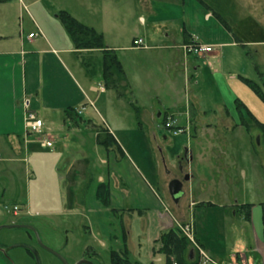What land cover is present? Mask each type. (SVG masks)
Listing matches in <instances>:
<instances>
[{"label": "crops", "instance_id": "obj_1", "mask_svg": "<svg viewBox=\"0 0 264 264\" xmlns=\"http://www.w3.org/2000/svg\"><path fill=\"white\" fill-rule=\"evenodd\" d=\"M134 4L120 6L114 0L0 2V174L7 180L0 183L1 205L13 204L21 209L33 205L31 189L23 193L15 175L22 163L28 161L29 186L32 176L42 180L46 171L58 178L59 183L74 175V191L69 190L75 192L73 203L67 199L64 213L75 212L73 206L77 205L83 213L89 210L123 214L127 211L132 217L138 214L148 223V235L152 239L156 237V231L170 227V218L156 186L133 161L107 120L112 119L108 110H113V98L133 106L128 99L119 98L103 86L100 51L87 54L97 65L93 72L88 70L81 57L86 51L76 49L58 17L60 10L68 11L80 22L104 34L107 46L116 51L125 69L132 89L131 99L140 108V114L150 115V118L157 116V111L162 113L161 109L177 105L183 99V93L185 101L191 103L193 99L197 103L196 88L212 85L222 94L229 113L244 118V113L236 110L237 100L245 105L252 101L244 79L256 81L249 76L253 72L264 84V0H231L227 5L229 13L225 17L238 39L198 0H134ZM25 11L26 19L22 17ZM16 16L20 20L18 31H11ZM26 29L30 30L27 32ZM31 33L36 36L30 37ZM135 38H142L148 47L135 48ZM188 44L212 45L213 52L191 53L185 50ZM128 58L132 60L127 62ZM258 59L260 62L257 63ZM146 106H151L152 112L143 110ZM30 109L43 119L53 147H44L43 139L28 133L25 117ZM114 110L122 124L127 122V112ZM137 116L139 118L138 113ZM147 123L143 117L141 124ZM96 125L104 126L120 142L121 148L106 149L97 140ZM116 128L121 132L127 130L123 125ZM62 131L74 134L64 136L65 139L71 137L70 141H57L59 135L56 134ZM152 132L157 141V132ZM162 150L159 149L161 153ZM186 150L189 152L186 162L192 165L198 155L189 147H185L184 152ZM101 167L107 169L108 179L105 181L99 176V184L92 186V173L100 171ZM60 169H63L62 174ZM187 173L192 186L198 176L190 169ZM69 180L62 186L63 194L71 185ZM198 182L203 192L211 190L212 186L207 185L210 180L199 179ZM214 182H221L222 189L228 183ZM102 183H108L110 190V206L104 209L96 197L97 187ZM78 185L81 186L77 190ZM43 190L41 201L48 205V211L57 212L50 207L52 201ZM89 191L99 207H85ZM68 195L69 192L63 199ZM194 195L186 211H182L193 221L192 214L195 217L196 209L208 208L219 210L227 220L230 216L244 222L247 220L245 215L236 210L246 204L254 206L246 195L242 202L235 198L215 202L212 196ZM195 231L196 238L213 258L231 254L223 253L222 247L214 243L207 244L209 237L198 232L196 224ZM212 236L215 234H210ZM252 252L255 258L249 264H264V244L261 247L254 244L247 255ZM240 255H243L242 264H248L247 255L241 252H237L235 260L239 261Z\"/></svg>", "mask_w": 264, "mask_h": 264}, {"label": "rangeland", "instance_id": "obj_2", "mask_svg": "<svg viewBox=\"0 0 264 264\" xmlns=\"http://www.w3.org/2000/svg\"><path fill=\"white\" fill-rule=\"evenodd\" d=\"M114 1L120 6L135 5L134 0ZM206 1L213 5L212 1L218 0ZM222 3L220 2V8H217L215 4L213 6L217 11L223 10V13H229L228 7ZM25 14L26 11L22 13V17L24 16L26 19ZM18 21L20 20L16 16L10 27L11 31H18ZM30 29H26V31ZM107 40L110 42V37ZM131 60L128 58L127 62ZM256 62H260L259 59ZM100 76L102 78V75ZM249 76L256 80L264 92V84L258 75L252 72ZM245 89L250 94L252 101L246 97L249 100L246 105L247 108L241 109L244 118L238 117V115L232 116L229 113V110L224 106L225 99L222 94L216 86L212 85H200L196 88L194 93L197 103L193 99L191 103L185 101V94L183 93V99H180L177 105L161 109L162 113L160 110L157 111V116L154 115L152 118L147 114H140L138 118L133 107L124 101L111 97L113 98V110H108L111 115L108 116L112 117L111 120L115 123L108 118L107 120L115 130V135L120 136L117 139L120 138L133 161L156 186V191L163 200L165 211L170 218V227L156 231L154 239L148 235V231H150L147 227L148 223L143 216L138 214L132 217L127 211L123 214L109 212L108 214H101L89 210L83 213L77 205L73 206L75 212L73 211L70 215L64 213L67 199L70 204L73 203L75 192L70 191L73 190L74 175L66 177L67 180L68 178L71 179V181L69 180L71 185L66 191L67 194L69 192V195L64 200L63 197H66V193L63 194L62 186L66 183V179L59 183L58 178L52 177L46 171L45 178L42 180L32 176L29 186L28 161L23 162V166L16 171L15 175L22 185L23 193L31 189L33 205L20 208L17 210L18 213L14 215L13 204H0V243L15 245L9 254L13 264H64L52 253L41 249L34 239L30 240L23 228L7 227V225L15 224V222H19L18 225L25 223L34 225L40 232L43 241L54 250L59 251L67 264H77L78 259L83 256L86 257L87 254L99 257L103 264H111L110 255L113 252L128 259L132 264H166V256L160 251L163 245L162 235L170 229H176L182 233L181 226L188 222L194 228L195 236L196 224L198 232L206 238L209 237L207 244L214 243L222 247L223 253H231L222 258H217L218 260L214 258L217 262L220 264H242L243 255H240L239 261L235 260L237 252L247 255V251L254 244H257L258 247L264 244V131L249 119L248 114L249 111L264 123V100L251 87L246 86ZM192 90L191 96L194 94ZM122 105L124 107H117ZM114 109L117 112H127L129 116L127 122L123 121L122 124L120 116L114 112ZM143 110L152 112L153 109L151 106H146ZM236 110L240 111L238 108ZM143 117L148 121L146 125L141 124ZM245 124L251 128H246ZM120 125H123L127 130L121 132L116 128ZM152 130L157 132L155 134L157 141L153 139ZM56 135H59L57 141L62 143L71 139V137L65 139V135L74 134L62 131ZM105 136L102 135V137ZM118 143L120 145L119 141ZM185 147L193 149L198 155V159L192 165L183 160V170L181 171L178 163L179 159H182ZM160 148H163L162 153L159 151ZM101 168L100 171L95 170L92 173V186L99 184V176H103L107 181V169ZM188 169L198 176L197 181H194L192 186L189 181L184 180V175ZM60 170V174H62L63 169ZM79 174L83 176L82 173ZM175 178L184 180V195L177 204L172 200L168 190L170 181ZM199 179L210 180L207 185L212 186L211 190L207 189L208 191L203 192L198 182ZM218 180L227 181V187L222 189L219 186L221 182L219 184L214 182H218ZM6 181L5 175L1 173L0 183ZM35 186L38 188L36 189ZM80 186H77V190ZM42 190L52 201L50 207L57 209V212L48 211V205L41 201ZM192 195L195 197L212 196L215 202H224L227 199H236L242 202L246 195L247 200L254 202V206L251 205L250 219L244 222L239 218L233 220L230 216L227 220L219 210L196 209L195 217L194 213L192 214L194 223L188 214L185 215L182 212L186 211V206L189 204ZM86 199L87 205L85 207L98 206L91 191L87 193ZM101 206L104 209L102 204ZM236 211L238 213V210ZM210 234H215V236L210 237ZM201 239L203 240L202 236ZM25 245H30L33 254L27 251ZM201 247L205 254L210 256L204 246L201 245ZM187 253L188 248L185 250L184 256ZM246 258L249 264L255 255L252 252ZM172 262L177 264L174 258H172ZM4 263L0 261V264Z\"/></svg>", "mask_w": 264, "mask_h": 264}, {"label": "trees", "instance_id": "obj_3", "mask_svg": "<svg viewBox=\"0 0 264 264\" xmlns=\"http://www.w3.org/2000/svg\"><path fill=\"white\" fill-rule=\"evenodd\" d=\"M4 0H0L3 2ZM205 8L213 13L215 17H217L225 27L229 30L233 31L234 36L238 39V35L235 33L234 29L228 24V20L225 17L226 13L222 11H217V8H220V2L227 7L231 0H218L216 2L212 1L211 3L206 0H198ZM228 14V13H227ZM58 17L61 20L62 24L65 26L66 30L71 35L75 47L79 51H86L82 54V59L85 66L88 68L90 72H93L95 66H97L93 59L90 58L87 54H92V52L100 51V74L102 75L103 86L108 89L114 91L119 98L128 99L130 104L134 107L136 112L140 117V108L135 104L131 99L132 89L127 81L125 69L116 53L115 50L110 49L107 46L105 36L103 33L98 32L95 28L90 27L78 19H76L71 13L66 10H60L58 12ZM136 39V38H135ZM134 41V40H133ZM249 87L254 90L256 94H258L264 100V92L261 86L254 80L244 79ZM237 108L245 109L246 105L240 100L236 101ZM248 110V109H247ZM249 119H251L256 126H258L261 130L264 131V123L259 121L254 115H252L249 111ZM247 121V119H244ZM245 127L250 129L251 127L245 124ZM96 131L98 132L97 140L106 148H118L120 149V145L117 142L116 138L104 127L96 125ZM102 135H106L102 137ZM96 197L101 202L104 207L110 206V190L108 183H102L98 185L96 191ZM205 205V204H203ZM238 212L244 213L247 220L250 219V211L251 204L242 205L237 209ZM198 240V239H197ZM163 245L160 251L166 256V264H173L172 258L176 260L177 264H197V260L194 257L195 250L193 245L189 241V239L181 233L179 230L170 229L166 231L162 235ZM199 242V240H198ZM200 243V242H199ZM201 244V243H200ZM202 245V244H201ZM188 248V253L184 256L185 250ZM193 251V259H190V253ZM112 262L113 264H132L128 259L121 257L116 252L112 254Z\"/></svg>", "mask_w": 264, "mask_h": 264}, {"label": "built area", "instance_id": "obj_4", "mask_svg": "<svg viewBox=\"0 0 264 264\" xmlns=\"http://www.w3.org/2000/svg\"><path fill=\"white\" fill-rule=\"evenodd\" d=\"M22 2V0H20ZM35 33H31L30 37H35ZM133 46L135 48H147L142 38H136L133 41ZM185 50L191 53L201 54V53H210L213 52L212 45H201V44H188L185 46ZM25 124L29 134L39 136V139L42 140V145L47 148L53 147V141L47 137V134L44 132V121L39 116L35 110H28L25 117ZM14 210L17 211L20 209L18 205H15ZM182 233L189 239L192 243L194 250L196 251L195 257L197 258V264H220L212 256L205 254L201 245L198 243L195 236L194 228L190 222L181 226Z\"/></svg>", "mask_w": 264, "mask_h": 264}, {"label": "flooded vegetation", "instance_id": "obj_5", "mask_svg": "<svg viewBox=\"0 0 264 264\" xmlns=\"http://www.w3.org/2000/svg\"><path fill=\"white\" fill-rule=\"evenodd\" d=\"M189 159V153L186 150L182 156V159L179 160L178 166L179 169L182 171L183 170V165H182V161H188ZM188 175V173H186L184 175V179L185 177ZM14 215H16L18 212L13 210ZM17 223V224H16ZM19 222H15L7 225V227H21L24 229L26 235L28 236V238L30 240L34 239V241L37 243V245L41 248L44 249L50 253H52L53 255H55L56 257H58L64 264H67L66 260L64 259V257L59 253V251L54 250L50 245H48L47 243H45L41 237L40 232L38 231V229L32 225L31 223L28 224H22V225H18ZM15 245H8L6 243H0V261L1 262H5L4 264H13V261L10 259V250L14 247ZM25 247H27V251L31 254H33L32 249L30 248V245H25ZM112 254L110 255L111 258V264H113L112 262ZM84 261L82 264H103V262L101 261V259L99 257L96 256H92V254H87L86 257H80L78 259V262ZM124 264V263H122Z\"/></svg>", "mask_w": 264, "mask_h": 264}, {"label": "water", "instance_id": "obj_6", "mask_svg": "<svg viewBox=\"0 0 264 264\" xmlns=\"http://www.w3.org/2000/svg\"><path fill=\"white\" fill-rule=\"evenodd\" d=\"M259 141V138H258ZM189 153V152H188ZM190 176L187 175L185 177V181H189ZM184 180L175 178L172 179L168 185V190L169 194L174 201V203H179L181 197L184 195V190H183V185H184ZM190 259H193V251L190 253ZM84 261L79 262L78 264H82Z\"/></svg>", "mask_w": 264, "mask_h": 264}]
</instances>
